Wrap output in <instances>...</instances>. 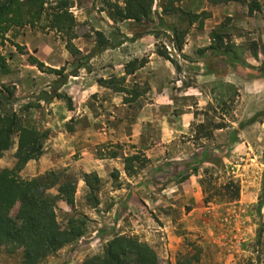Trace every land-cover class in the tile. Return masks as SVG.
<instances>
[{
    "label": "rangeland",
    "instance_id": "obj_1",
    "mask_svg": "<svg viewBox=\"0 0 264 264\" xmlns=\"http://www.w3.org/2000/svg\"><path fill=\"white\" fill-rule=\"evenodd\" d=\"M256 1L261 10L250 17L241 4L234 16L212 20L202 42L218 30L236 46L250 41L264 44V0ZM70 2L77 22L75 56L57 34L37 26L13 27L0 40V54L7 65V72H0V111L15 112L23 126L34 127L44 137L42 155L18 175L30 180L54 172L58 184L47 192L51 197L57 196L58 186L67 180L76 183L73 206L55 199V213L61 229L73 219L83 223L84 234L44 264H83L102 255L115 236L137 238L156 253L159 264H240L255 259L253 246L264 228V75L258 72L263 56L259 53L254 58L242 51L243 65L199 54L205 47L198 48L188 58L203 63L193 69L177 72L174 68L171 73L157 64L141 78L126 77V87L146 91L124 104L122 94L97 81L123 76L126 63L147 59L158 48H165L173 60L182 63L184 59L173 52L172 31L189 34L193 29L189 3H184L186 9L177 2L157 0L149 20L136 24L111 22L100 12L101 0ZM168 6L175 11L163 12ZM205 12L210 17L202 26L195 22L194 29L202 31L212 18L210 10ZM95 31L103 34L109 48L86 61L84 57L97 48ZM34 60L46 69L65 66L66 73L72 70L71 63L86 62L77 77H68L58 90L71 98L73 110L63 99L44 101L43 92H52L62 75L40 71ZM147 75L152 84L144 81ZM215 125L223 128L214 129ZM133 136L138 143L131 142ZM17 141V135L13 136L12 146L0 158V170L13 168ZM57 145L66 153L59 157L58 167L50 168ZM134 154L148 163L128 176L124 159ZM84 158L85 165L96 160L113 162L104 177L110 187L129 188L125 177L139 180L146 198L115 200L91 172L87 174L91 187L80 190L76 201L77 184L86 175L84 165L77 164ZM209 176L215 186L227 177L238 181V201L205 205L200 181ZM19 213L16 204L11 215ZM258 250L264 259V232ZM0 264H22V251L8 253L0 247Z\"/></svg>",
    "mask_w": 264,
    "mask_h": 264
},
{
    "label": "trees",
    "instance_id": "obj_2",
    "mask_svg": "<svg viewBox=\"0 0 264 264\" xmlns=\"http://www.w3.org/2000/svg\"><path fill=\"white\" fill-rule=\"evenodd\" d=\"M157 0H101V10L113 23L133 21L140 24L149 20L153 14V7ZM169 4L180 3L184 0H167ZM212 5L227 4L231 2L246 5L248 16L259 12L261 6L256 0H209ZM72 5L70 0H0V40H5L6 34L13 27H39L41 30L54 32L63 41L66 50L75 56L78 51L73 44L76 36L77 22L71 13ZM175 11L169 6L163 12ZM181 11V10H180ZM190 24L203 21L210 17V14L201 12L199 14H188ZM172 44L175 52L184 60L192 61L191 58L181 55L187 31H176ZM97 48L93 54L85 56L90 60L94 55L109 48V43L99 31L94 32ZM242 51L249 52L254 58L260 53L264 58V44L261 41H250L244 47L233 44L228 34L215 30L210 34V44L198 50L199 54H207L209 57H221L230 63L246 65L241 56ZM156 54L169 61L177 72L180 71L178 63L171 58L165 49H157ZM147 59H134L124 66V75L121 77L111 76L108 79L100 78L99 86L112 90L123 95V103L129 104L142 96L137 86L128 88L125 86L126 77L133 75L141 69ZM34 65L42 72L62 75L60 81L56 80L52 92H43L44 101L53 98L63 99L67 108L73 110L72 100L65 94L58 93V90L66 84L68 77H77L80 68L86 66V62H73L69 66L72 70L66 73V67L60 70L44 68L43 63L34 60ZM0 72H7L5 58L0 54ZM258 72L264 75V62L258 68ZM223 126H214V129H222ZM17 135V150L14 158L15 163L11 169L0 170V247H4L10 253L16 250L22 251V264H44L46 259L63 247L70 245L84 234L82 222L69 221V226L61 229L56 218L55 199H62L68 206L74 204L75 182L67 180L57 188V196L51 197L47 192L58 183L54 172H48L42 177H35L30 180L21 179L18 175L25 165L36 160L42 155L43 135L34 127L23 126L15 112L0 111V158L12 146L13 136ZM201 162H206L203 160ZM125 172L128 176H134L138 170L143 168L148 159L141 160L137 154L124 159ZM137 164L138 167L134 166ZM196 170L194 169V172ZM53 181H48L51 178ZM96 181L97 177L94 176ZM203 178L200 187L205 205L219 201L233 203L238 201L240 195L239 182L232 177H227L218 186L212 185L210 179ZM90 175L84 176L87 186L91 187ZM18 204L20 213L11 215L12 209ZM264 228L258 232L257 241L253 246L255 259L242 260L240 264H264L261 258L259 247L261 246ZM83 264H159L156 253L147 245L141 243L137 238L127 236H115L110 240L102 255L92 257Z\"/></svg>",
    "mask_w": 264,
    "mask_h": 264
},
{
    "label": "crops",
    "instance_id": "obj_3",
    "mask_svg": "<svg viewBox=\"0 0 264 264\" xmlns=\"http://www.w3.org/2000/svg\"><path fill=\"white\" fill-rule=\"evenodd\" d=\"M189 3L190 6V10H192V13L194 14H199L200 12L203 11H208L210 10L212 12V18L207 19V21L205 22V26L203 28L202 31L200 30H196L194 29L195 24L193 23L191 32L189 34H187V37L185 38V43L183 45L182 51H181V55L182 56H187V57H192V55L195 53V51L198 48H202V47H207L210 44V39L207 38L202 42L201 39H203L204 37H206V31L210 30L212 28L211 26V21L213 20H217L220 19L223 16H234L235 13L239 12L240 9H242V5L240 3H235V2H231V3H227V4H217V5H212L209 0H186L183 2L179 3V7H181V5L183 7H186L185 4ZM182 8V7H181ZM186 9H189L186 7ZM130 21V20H129ZM208 33V32H207ZM205 34V35H204ZM173 52L174 54L177 55L178 58H180V55H178L174 48H173ZM171 55V54H170ZM208 56V55H206ZM134 57H138V56H134ZM209 57V56H208ZM147 63L139 70H137L133 75L129 76V77H142L144 74H147V72H149L150 70L153 69L154 66H156L157 64L166 68L167 70H169L171 73H173V69L174 66L167 60H164L163 58L161 59L157 54L155 53H151L150 57L147 58ZM181 60V59H180ZM182 63H180L179 61H176L178 63V65L180 66V68L185 69V70H190L193 69V67L198 66L200 64L203 63L202 60H195V61H184L181 60ZM197 77V76H196ZM144 81H148L149 84L151 83V80L149 79V75L144 76ZM138 138H134L131 140V142L133 143H138ZM63 149V148H62ZM61 150L59 149V146L57 145V148H55L53 150V154H51V156L53 157V160L50 162L49 167L50 168H56L58 167L60 164V160L59 157H61V154H65V148L63 150V153L60 152ZM45 159L43 158L42 161H44ZM87 160V158H84V160L81 162H79L77 165H84V170L83 172L85 174L94 172L96 173V175L98 176V178L101 179L102 183H103V187L105 186V191H107V193L109 195H111L112 197H114L115 200H120V199H125L126 197L129 196L128 200H131L133 198H142L145 199L146 196H144V194L146 193L142 186L141 183H138L139 180L134 181L125 177V183L130 184L129 188H125L124 185H122L121 187H117L115 189L111 188L109 185V180L106 177V169L107 166L110 164H108V162L105 164V162L96 160L95 164H84L83 162H85ZM29 161L27 163V165L30 164ZM114 163L111 162L110 167H113ZM83 189H87L86 184L84 181H79V183L77 184V194H76V201H78V192H80V190ZM159 229H161L159 227Z\"/></svg>",
    "mask_w": 264,
    "mask_h": 264
}]
</instances>
